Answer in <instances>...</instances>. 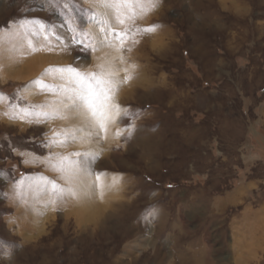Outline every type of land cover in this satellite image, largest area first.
Returning a JSON list of instances; mask_svg holds the SVG:
<instances>
[{"label": "rangeland", "instance_id": "obj_1", "mask_svg": "<svg viewBox=\"0 0 264 264\" xmlns=\"http://www.w3.org/2000/svg\"><path fill=\"white\" fill-rule=\"evenodd\" d=\"M0 264H264V0H0Z\"/></svg>", "mask_w": 264, "mask_h": 264}, {"label": "snow or ice", "instance_id": "obj_2", "mask_svg": "<svg viewBox=\"0 0 264 264\" xmlns=\"http://www.w3.org/2000/svg\"><path fill=\"white\" fill-rule=\"evenodd\" d=\"M124 2H128V0H124ZM105 6L106 7H112L113 5L112 4H109V3H106ZM120 35L123 36L124 34L121 33ZM65 71L74 73L75 76L79 78V81L81 83H84V84L87 83L90 75L93 78H95V74H82V73L76 72V70L73 69V68H71V67H68L67 69H65V68H51L50 67V68L44 70V74H47L49 72H61V73H63ZM39 82L40 81L37 80L34 83H39ZM110 84H111V81H105L103 79H97V85L100 86L101 93H103V99H104V101H107V100L110 99V97L107 95V92L110 91V87L106 88V87H104V85H110ZM80 99L82 101L86 102L87 105H88V107L89 108H92L93 111L95 112V103H96L97 100H100L101 99V95L98 94L95 91H92L91 90V85H89L88 86V94H87V96L81 95ZM116 107H118V106H116ZM54 187H55V185H54Z\"/></svg>", "mask_w": 264, "mask_h": 264}, {"label": "bare ground", "instance_id": "obj_3", "mask_svg": "<svg viewBox=\"0 0 264 264\" xmlns=\"http://www.w3.org/2000/svg\"><path fill=\"white\" fill-rule=\"evenodd\" d=\"M35 64V63H34ZM28 66H29V68H27V71H29V72H34L35 71V65H32L31 63L30 64H28ZM26 70V69H25ZM14 72V71H13ZM7 77V76H6ZM25 77V76H24ZM18 79V78H17Z\"/></svg>", "mask_w": 264, "mask_h": 264}, {"label": "crops", "instance_id": "obj_4", "mask_svg": "<svg viewBox=\"0 0 264 264\" xmlns=\"http://www.w3.org/2000/svg\"><path fill=\"white\" fill-rule=\"evenodd\" d=\"M30 63H31L32 65H35L36 68H38V66H37L38 63H36V62H35V64H34V62H30ZM30 63H28V64H30ZM36 68H35V70H36ZM13 73H15V71H14Z\"/></svg>", "mask_w": 264, "mask_h": 264}]
</instances>
